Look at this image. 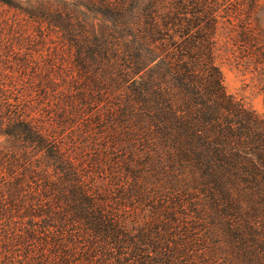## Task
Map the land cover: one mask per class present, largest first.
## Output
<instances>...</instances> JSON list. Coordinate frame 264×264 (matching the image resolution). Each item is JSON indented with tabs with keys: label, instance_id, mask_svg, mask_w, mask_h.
Segmentation results:
<instances>
[{
	"label": "trees",
	"instance_id": "trees-1",
	"mask_svg": "<svg viewBox=\"0 0 264 264\" xmlns=\"http://www.w3.org/2000/svg\"><path fill=\"white\" fill-rule=\"evenodd\" d=\"M0 2V264H264V116L215 61L260 0Z\"/></svg>",
	"mask_w": 264,
	"mask_h": 264
},
{
	"label": "rangeland",
	"instance_id": "rangeland-1",
	"mask_svg": "<svg viewBox=\"0 0 264 264\" xmlns=\"http://www.w3.org/2000/svg\"><path fill=\"white\" fill-rule=\"evenodd\" d=\"M8 11L9 8L0 2V17L7 16ZM251 19L252 24H257L258 30L254 29V34L247 39L241 38L228 21H220L216 33L215 61L223 72L228 93L264 116V0H260L257 12ZM45 48L46 46L41 48L42 52ZM39 70L27 68L26 72L31 76L22 75L18 82L41 78L42 72ZM5 72H8L5 81L3 80L5 83L18 77L14 70L7 69ZM11 101L13 103L14 99L11 98ZM9 145L6 137L0 135V149Z\"/></svg>",
	"mask_w": 264,
	"mask_h": 264
}]
</instances>
